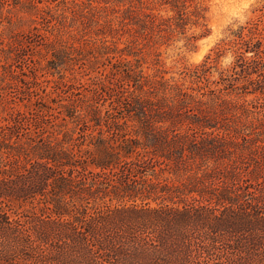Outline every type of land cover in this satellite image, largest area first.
<instances>
[{
    "label": "trees",
    "instance_id": "1",
    "mask_svg": "<svg viewBox=\"0 0 264 264\" xmlns=\"http://www.w3.org/2000/svg\"><path fill=\"white\" fill-rule=\"evenodd\" d=\"M207 1L0 0V264H264V4L178 79L160 60ZM19 33L45 39L21 73Z\"/></svg>",
    "mask_w": 264,
    "mask_h": 264
},
{
    "label": "rangeland",
    "instance_id": "2",
    "mask_svg": "<svg viewBox=\"0 0 264 264\" xmlns=\"http://www.w3.org/2000/svg\"><path fill=\"white\" fill-rule=\"evenodd\" d=\"M262 4H264V0H208L207 33H202L206 31L205 29L194 28L190 31L192 33H187V35L193 34L199 37L190 45L186 46L185 41L182 38H178L169 43V46L163 45L160 47V60L163 68L167 71L166 77L178 79L179 73L185 68H191L200 64L215 44L227 35L228 27L236 28L238 25L244 24L247 20L253 19L256 16L254 10ZM42 27L45 29L44 27H47V23L42 24ZM6 38V33L0 34V46L5 45ZM20 38H22L26 46L23 55L27 59H16L14 62V67L19 73L29 70V66L33 64L32 58L37 56L38 53L36 46L45 43V39L40 34L36 37H31L24 33ZM120 46L122 47V45ZM152 58L153 55L148 57V65L151 64L150 61ZM232 60V54L227 53L220 59L218 68L227 67ZM38 75L40 82L26 85L25 90H20L18 87L8 89L7 97L9 100L21 105V103L33 101L37 96L54 89L55 86L50 81V79H53L52 77L48 76L44 71L39 72ZM214 75L216 76V74ZM80 89L86 92L89 91L90 87L88 84H85Z\"/></svg>",
    "mask_w": 264,
    "mask_h": 264
}]
</instances>
